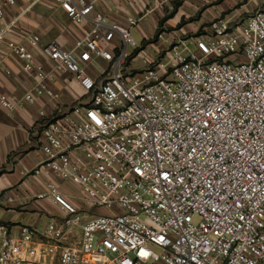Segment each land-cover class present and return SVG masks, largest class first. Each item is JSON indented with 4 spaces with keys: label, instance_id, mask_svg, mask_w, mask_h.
<instances>
[{
    "label": "built area",
    "instance_id": "1",
    "mask_svg": "<svg viewBox=\"0 0 264 264\" xmlns=\"http://www.w3.org/2000/svg\"><path fill=\"white\" fill-rule=\"evenodd\" d=\"M52 1L77 36L70 47L37 34L10 44L31 83L0 104L53 101L36 116L44 158L29 175L51 171L100 211L49 182L37 196L58 205L61 224L50 220L42 240L0 224V264H264V11L212 19L150 56L134 53L131 30L152 8L119 22L104 0ZM62 75L79 88L67 102L47 84Z\"/></svg>",
    "mask_w": 264,
    "mask_h": 264
},
{
    "label": "crops",
    "instance_id": "2",
    "mask_svg": "<svg viewBox=\"0 0 264 264\" xmlns=\"http://www.w3.org/2000/svg\"><path fill=\"white\" fill-rule=\"evenodd\" d=\"M98 5L110 20L119 22L145 6L152 8L143 16L138 14L141 16L139 23L131 30L141 41L152 37L158 25L166 38L186 39L212 19L234 23L244 20L255 10L264 11V0H116L114 6L120 10L115 14L113 5L107 1ZM0 9V95H21L30 85L31 78L22 73L10 44L23 43L28 36L37 34L40 44L57 40L70 47L79 28L52 0H13V3L0 0ZM147 26L152 30L151 35L146 32ZM61 78L64 82L47 81L48 86L61 93L63 102L75 99L79 88L74 82L67 81V75ZM52 109L53 101L44 95L38 96L34 105L13 111L0 104V195L7 193L11 198H0V224L13 236L19 234L20 227L30 226L36 239L42 240L50 220L58 226L61 224L62 213L58 205L49 197L37 196L49 182L56 183L68 199L89 214L100 211L83 204L79 187L51 171L43 170L36 177L29 175L44 158L34 135L36 116L40 110L48 114Z\"/></svg>",
    "mask_w": 264,
    "mask_h": 264
},
{
    "label": "rangeland",
    "instance_id": "3",
    "mask_svg": "<svg viewBox=\"0 0 264 264\" xmlns=\"http://www.w3.org/2000/svg\"><path fill=\"white\" fill-rule=\"evenodd\" d=\"M146 32L148 34H152V30L150 28V26H147L146 28ZM161 32V28L160 26L158 25V27L155 29V32L154 34L152 35V37H149L148 39H143L141 41V39L139 38V35H136L135 33H133V37L135 38L136 42L139 44L138 48L136 50H134V53L136 52H139L141 50H145V53H148V55L150 56H155L157 54L154 53V50L157 48V47H162V51L170 48V45H169V38H166V39H162L158 44L156 45H149L150 43H154L156 42L158 39V34ZM176 40V39H175ZM141 41V42H140ZM169 45V46H168ZM142 55H145L144 53H142ZM140 58H137L135 61H132V65H135L133 67H137V65H140Z\"/></svg>",
    "mask_w": 264,
    "mask_h": 264
}]
</instances>
